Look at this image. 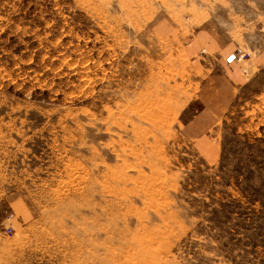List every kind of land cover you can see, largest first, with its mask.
<instances>
[{"label": "rangeland", "instance_id": "rangeland-1", "mask_svg": "<svg viewBox=\"0 0 264 264\" xmlns=\"http://www.w3.org/2000/svg\"><path fill=\"white\" fill-rule=\"evenodd\" d=\"M0 264H264V0H0Z\"/></svg>", "mask_w": 264, "mask_h": 264}, {"label": "crops", "instance_id": "crops-1", "mask_svg": "<svg viewBox=\"0 0 264 264\" xmlns=\"http://www.w3.org/2000/svg\"><path fill=\"white\" fill-rule=\"evenodd\" d=\"M234 57L229 53L219 62L222 66L216 63L209 62L210 67L203 64L201 66L205 74V78L200 82L197 91V111L193 118L186 121L184 124V132L187 138L191 140H199L207 137L208 133L215 128L223 119L225 113L229 109V104L238 95L240 81L243 79L234 65L235 61H230ZM213 66V67H212ZM215 67H220L216 71H211Z\"/></svg>", "mask_w": 264, "mask_h": 264}, {"label": "built area", "instance_id": "built-area-1", "mask_svg": "<svg viewBox=\"0 0 264 264\" xmlns=\"http://www.w3.org/2000/svg\"><path fill=\"white\" fill-rule=\"evenodd\" d=\"M246 57H250V54L249 53H241V54H238L237 56H235V60L241 61L244 58L247 59Z\"/></svg>", "mask_w": 264, "mask_h": 264}, {"label": "water", "instance_id": "water-1", "mask_svg": "<svg viewBox=\"0 0 264 264\" xmlns=\"http://www.w3.org/2000/svg\"><path fill=\"white\" fill-rule=\"evenodd\" d=\"M233 60H235V56H234V57H232V58H230V61H233Z\"/></svg>", "mask_w": 264, "mask_h": 264}]
</instances>
